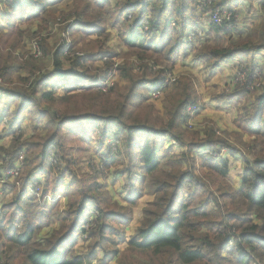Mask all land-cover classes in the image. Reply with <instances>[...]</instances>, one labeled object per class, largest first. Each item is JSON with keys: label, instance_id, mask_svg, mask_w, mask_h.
<instances>
[{"label": "trees", "instance_id": "16d2710c", "mask_svg": "<svg viewBox=\"0 0 264 264\" xmlns=\"http://www.w3.org/2000/svg\"><path fill=\"white\" fill-rule=\"evenodd\" d=\"M29 1L34 5L35 11L25 21H29L36 27L33 28L36 30H31L30 34H32L47 27V23L54 16V8L51 5L48 7L52 0ZM59 1L61 0H57V4ZM169 1L127 0L125 2L126 8L135 9L134 24L136 26L142 21L143 16H146L149 7L151 8V17H146L149 27L142 32V35L143 33L151 35L152 31L156 29L157 33L162 36L161 40L152 38L145 46L159 54L165 52L163 54L165 61H169L171 56L181 54L184 51V44L193 45L192 40H188L190 34L188 31L190 32L191 29L194 33L193 39L198 42L200 33L192 26L198 27L195 18L196 10L200 9L204 12L202 4H198V2L193 4V0H179L173 10L175 16L182 21L181 27L177 29L178 27L173 26L171 30L169 28L166 32H160L158 28L162 20L159 19V16L163 14H165L164 17L167 16L170 10L167 8ZM240 2V0H215L209 6V10L230 8ZM261 6L264 8V2L261 3ZM81 13L82 11L77 10L75 19L80 26L82 25ZM24 16L25 13L22 11L21 17ZM12 18L10 17L5 22L6 31L2 36L0 35V52L1 48L8 47V44L13 48L21 46V43L24 44L26 39L24 28H16V22L11 20ZM187 20H189L188 23ZM226 25L218 26L212 21L209 22L212 33L225 38V41L229 40L225 37L226 34L232 35V38L226 45L202 44L196 58L205 60L209 68L214 71L224 61L234 56H245L243 62L250 79L254 69L258 68L255 57L259 51H264V23L261 35H256L258 27L246 37L242 36L249 31L247 28H241L233 22L230 27ZM24 33L25 35H23ZM172 33L177 35L173 45L168 43ZM255 36H257L256 40ZM235 37L236 39H233ZM41 46H44L46 53L51 56L50 61L53 62L54 72L56 71L59 76H64L67 72H63L61 67L68 60L64 55V48L57 47L52 50L47 41L46 43L43 41ZM19 61L21 59L17 55L2 62L0 53V78L7 84V86L0 87V93L5 94L8 101L0 116L7 115L5 110L7 107L11 108L12 105L9 104L13 103L16 106L12 119H9V129H18L23 114L30 112L32 113V125L38 126V128L43 125L42 130H46L51 125L54 127L55 131L51 130L43 142L39 156L41 159L44 160L47 156V144L53 143L56 148H61L60 126L67 123L83 124L84 120L91 117L106 123L102 127L103 137L107 134L111 135L108 123L112 126L117 125L115 128L117 132L113 133L115 135L127 131L128 157L126 159L129 161L130 168L134 166L140 168L144 175V181L150 173L161 166L162 174L155 181H151L155 186L154 198L143 207L141 223L132 235L126 239L125 234L118 227L119 224L132 221L131 208L128 211L119 212L114 210V207H98L97 229L95 231H87L82 227L78 229H82L80 234L83 231L86 232L84 239L88 240L87 252L82 254L71 252L70 246L64 249L65 239H69L70 236L74 238L78 225L87 219L88 214L85 211L87 204L89 202L100 204L104 198H94L87 193L75 207L73 205L76 202L70 203L69 201L66 209L52 214V218L56 224L58 223L59 228L40 238L37 234L44 229L42 227L47 222L38 226L36 223L34 224V198L27 197L26 193L22 192L15 203L5 206V209L14 206L9 221L17 212H24L22 215L24 220L20 232L12 230V228L6 230L3 224H0V229H2L0 231L6 230L5 235H1V239L6 238L4 240L9 244L8 251L0 250V264H19L15 262L17 257H22L25 260L24 264H108L112 261L117 264H264V149L256 150L258 153L251 159H248L247 155L239 158L244 164L243 172L240 175V184L237 187L231 185L227 181V176L231 164L230 156L236 157L234 154L236 151L226 152L229 156H225L226 153H223L206 158L201 151L209 149L220 152L224 146L228 147L227 141L217 137L213 127L189 129L186 126L188 118V114L184 112L186 107L194 102L200 105L192 88L186 86L184 98L179 100L173 109H167L162 114L156 111L157 118L161 120V123H164L163 125L160 124V121H152L150 114L135 125L129 124L128 120L131 106H135L134 103H137L135 100L136 91L141 86L152 83V79H146L144 76L133 77L130 73L120 74L126 85L123 95L117 100V90L112 88L104 91L101 86L104 84L103 82L85 87L89 82L94 83L99 79L102 81L103 76L85 77L83 75V78L78 81L82 84L68 87L65 85L62 94L55 98L56 88H50L47 84H45L48 86L47 88H42L43 81L48 76L43 72L39 73L31 61H28L30 66L28 69L26 68L28 73H38L32 80L31 87L24 88L25 86L22 84L28 80V77H22L19 74L16 77L20 80L21 86H14L13 74L19 68L24 69L23 66L26 63L22 60V63L15 67L13 64ZM71 64L78 65V59H74ZM259 68L263 76L262 86L258 90L259 94L255 102L252 103L250 111L246 109L247 107H243L242 110L245 113L238 116L237 125L248 134L264 142V64H259ZM79 88L82 89L80 92L77 91ZM151 90L152 88H150V92ZM237 92L245 94L248 91L241 88L233 93ZM113 93L116 96L113 97ZM231 97L229 94L226 95V99L229 101ZM30 108L35 110H29ZM79 126L83 127L84 132L86 131V126ZM136 128H141L148 133L144 143L139 146H135L137 143L133 144L136 138L133 133ZM168 133L181 145L187 144L185 146L186 154L182 152V154L174 156L173 148H163L161 154L157 153L159 149L156 150V146L159 142L162 143L164 136ZM200 135H202L201 138H199ZM22 144L25 142L19 141L14 148L18 149ZM14 148L8 154H11ZM187 153L188 157H186ZM191 153L195 157L190 156ZM34 159L36 156L28 155L24 160L29 171L27 169L20 178L23 186H28L31 177L44 166L42 163L37 166L33 165ZM65 161L67 162L66 159ZM197 161L200 165L196 163ZM186 162H189V169L186 166L183 167ZM196 168L201 170L204 180L202 183L193 175ZM127 171L131 174L130 169ZM99 185L94 184L93 189L102 188ZM85 189L89 190V187ZM138 191L140 189H130L129 194H135ZM201 195L207 196L201 197ZM17 201L22 204L29 203L32 209L30 211L34 213L29 219H26V215L30 211L24 210L23 206L17 204ZM127 201L133 205L136 199L128 198ZM40 214L43 217L46 216L45 212ZM0 220H3L2 214ZM121 242H124L125 245L119 248ZM14 250L16 255L13 254Z\"/></svg>", "mask_w": 264, "mask_h": 264}, {"label": "rangeland", "instance_id": "374dc122", "mask_svg": "<svg viewBox=\"0 0 264 264\" xmlns=\"http://www.w3.org/2000/svg\"><path fill=\"white\" fill-rule=\"evenodd\" d=\"M25 1L0 0V35L2 36L6 31L5 22L10 17H13L11 20L16 22V28L22 27L24 32H26V35L25 33L23 34L26 36L24 44L21 43V46H16L15 48L8 44L9 46L1 48L2 51L0 52L2 54V62L17 55L20 56L21 61L14 63L15 67H18L22 60L26 62L23 66L24 69L19 68L13 74L14 86H21L20 80L16 77L19 74L22 77H28V80L22 84L25 86L24 88L29 89L31 87L32 80L38 73H28L27 69L30 66L28 61H31L33 67H36L39 73L43 72L48 76L44 79L42 88H47L48 86L56 88L55 98L62 94L65 85L68 87L82 84L78 81L83 78V75L85 77H99L100 75L103 76L102 81L99 79L94 83L89 82L85 87L103 82L104 84L101 86L104 91L112 88L117 90L118 100L123 95L124 86L126 85L120 74L130 73L133 77L144 76L146 79H152L153 82L137 89L135 96L137 103H134L135 106L130 108L128 122L136 125L150 114L152 121H160V124L163 125L164 123H161V120L157 118L156 111L162 114L167 109H173L178 101L184 98L185 89L188 85V87L192 88L197 102L200 103L198 105V103L194 102L193 105L196 106L194 110L188 106L184 111L188 114L187 123L189 126H186L189 129L193 127H213L215 135L227 141L228 147L224 146L220 153L236 151L234 154L237 159L244 155L251 159L259 150L264 149V142L248 134L237 125L238 116L245 113L242 110L243 107H247L248 111L251 110L250 107L255 102L259 94L258 90L263 82V76L260 72L258 77L252 78L250 88L245 87L243 83H231L233 75H239V70L243 67L245 68L243 62L245 56H234L230 59L231 65L227 66L229 68L225 75L227 77V82L225 83L221 81V76L218 73H216L218 76L216 78L205 60L196 58L201 45H198L196 39H193L192 29L190 32L188 31L190 33L188 40L192 39L193 48L190 45H186L188 46L186 54L184 53L185 51H182L179 54L180 56H171L169 61H165L163 59L165 52L159 54L146 48L145 45L152 38L158 39V41L162 38L156 29L152 31L151 35H145L144 33L142 35V32L149 27V24L146 23V17H151L152 15L150 7L146 12V16L144 15L142 21L136 26L134 24L135 9L126 8L125 2L127 0H62L59 5H55L56 7L53 4L51 5L54 8V16L47 23V27L43 28L42 31L38 30L30 34L31 30H36L33 29L36 27L30 24L29 21H25V19L29 18L35 10L34 5L29 0ZM199 1L202 0H193L192 3L198 2L199 4ZM240 1V3L230 8L223 7V21H230L228 27L233 22L237 26H241V28H247L249 31L245 32L242 37H246L258 27L256 35H261L264 23V8L261 3L264 0ZM178 2L179 0H170L167 5V8H170L167 16L164 17L165 14L159 16V19L162 20L158 28L160 32H166L169 28L171 30L173 26L178 27L177 29L181 27L182 21L175 16L173 10ZM213 2L215 0L202 1L203 6H205L203 7L204 12L200 9L195 12L196 25L198 26L200 22L203 26V28L192 26L198 33H201L202 30L205 31V28L208 29L207 22L212 21L209 6ZM77 10L82 11L80 14L81 26L75 21ZM22 11L25 13L23 18L21 17ZM168 20L170 21L168 22ZM188 22L189 20H187ZM235 35L237 36V33ZM218 36L215 33L214 36L209 35L211 41L207 42L213 45L215 37V44L226 45L232 38V35L226 34L225 37L229 38V40L225 41V38ZM36 37L40 39L39 46L42 51L41 54L39 50L40 55L38 58L33 56L34 46H32ZM176 38L177 35L172 33L168 43L173 45ZM233 39H236V37ZM256 39L257 36H255ZM43 41L45 43L47 41L49 48L52 50L57 47L64 48V55L68 58L61 67L63 72H67L64 76H59L56 71L54 72L53 62L50 61L51 56L46 53V48L41 46ZM174 51L176 52V49ZM74 59H78V65L71 64ZM255 60L258 64V69H260L259 64H264V51H259ZM108 73L112 77L107 75ZM222 74L223 72H221ZM160 80L162 83H160ZM257 84L259 85L257 86ZM1 86H7L3 79L0 82ZM150 88H152L151 92ZM241 88H245L248 92L245 94L233 93ZM81 90L79 88L77 91L80 92ZM153 92H156L157 95L154 96ZM228 94L232 96L230 101L226 99ZM112 96L114 97L116 94L113 93ZM7 102L6 95L0 93V113ZM9 105H12V107H7L5 110L7 115L0 116L2 124L5 125L0 128V215L2 214L3 216L0 224H3L6 230L7 228H12V230L17 232L22 230L24 220L22 215H24V212H17L9 221L14 206L6 207V209L5 206L15 203L17 198H19V194L25 192L27 197L34 198V224L36 223V226H38L43 222H47L42 227L44 229L37 234L41 238V236L49 235L53 230L59 228L58 223L54 222L52 214L66 209L69 201L70 203L76 202L73 206H77L81 198H85V194L89 193V196L104 198V201L100 204L92 202L87 204V209H85L88 214L87 219L78 225L74 238L70 236L69 239H65L64 249L70 246V251L73 253L82 254L87 252L88 240L84 241L86 232L83 231L80 234L78 229L89 219V213L93 214L92 218H94L96 213L99 212L98 207H114V210L119 212H125L131 208L132 221L118 225L125 237L131 236L133 230L141 223L143 207L154 198L155 186L151 181H155L161 176L162 166L150 173L144 181V175L140 168L137 166L130 168L129 161L126 159L128 157L127 131L115 135L113 133L117 132L115 130L117 125L112 126V124L108 123L112 136L107 134V136L103 137L102 127L106 123L91 117L88 120H84L83 124L67 123L60 126L62 146L58 149L53 143L47 144V156L43 160L39 157L43 142L51 130L55 131L54 127L51 125L46 130H42L44 128L43 125L41 128L32 125V113L30 112L23 114L19 128L16 130L12 129L11 132L9 130V119L11 120L13 117L16 104L10 103ZM29 110L35 109L30 108ZM79 125L86 126V131L84 132L83 127ZM147 134V131L136 128L133 133L136 137L133 144L137 143L135 146L143 144ZM201 137L202 135L199 138ZM172 140L174 139L171 135L169 133L166 134L162 143L159 142L160 144L158 143L156 146V150L159 149L157 153L161 154L163 148H173L174 156H178L182 152L186 154L185 146L187 144L181 145L175 140L172 142ZM19 141H24L25 144L20 145V149L14 148ZM13 148L14 151L8 154ZM202 154L208 155V149H205ZM28 155L36 156V159L33 160V165L37 166V164L42 163L44 166L31 177V182L28 183V186H23L20 178L28 169L24 162ZM190 156L195 157L193 153ZM225 156H229V154L226 153ZM186 157H188V153ZM230 160L234 162L236 157L230 156ZM196 163L199 164V161ZM236 163L237 166H240V170L232 169L234 171L230 170L227 176V181L234 187L238 186L236 183L240 182V175L244 167L242 162L236 161ZM12 166L18 168L14 175L12 177H1V174H6L7 168ZM185 166L189 169V162L183 164V167ZM128 169H130L131 174L128 173ZM193 175L200 180V183L204 182L201 170H198V168L194 170ZM237 175H239L238 178ZM94 184H100L99 186L102 188L93 189ZM86 187H89V190H86ZM130 189H140V191L130 195ZM205 196L207 195H201V197ZM128 198H135V204L130 205L127 201ZM17 204L23 206L24 210H32L29 203L22 204L17 201ZM33 212L30 211L26 215V219H29L34 214ZM41 212H45L46 216L43 217L40 214ZM97 217L98 215H96L95 220L99 221ZM53 222L55 225L52 224ZM97 226L98 224H92V227H88L86 230L95 231ZM6 230L0 231V250L6 249L8 251L9 244L4 240L6 238L1 239V235H5ZM37 236L35 235V238ZM75 242L77 243L74 246ZM120 245L119 248L123 247V242ZM13 254L16 255L15 250ZM15 262L24 264L25 260L22 257H17ZM113 262V264H117L115 261Z\"/></svg>", "mask_w": 264, "mask_h": 264}, {"label": "built area", "instance_id": "2783aa9c", "mask_svg": "<svg viewBox=\"0 0 264 264\" xmlns=\"http://www.w3.org/2000/svg\"><path fill=\"white\" fill-rule=\"evenodd\" d=\"M202 1H204V0H202ZM202 1H199V3L202 4ZM202 6H203V4H202ZM203 7H205V6H203ZM222 9L223 8H216L214 10H211V14L212 15L210 17L212 19V22L215 23V24H217L218 26H222L223 24H227L226 26H228V23L230 21H223V18H222V12H223V10ZM146 23L149 24L148 20H147ZM193 36H194V33H192V37ZM189 39H191V38L189 37ZM39 41H40V39L36 37L35 41L32 44V46H34L33 56L35 58H38L39 57L40 51H41V48L39 46ZM41 54H42V51H41ZM257 69L258 68H255L254 69V71L252 72L251 78L249 79L248 76H247V69L244 68V67L241 68V70H239V75H233V77L231 79V83L232 84H237V83H241L242 84L243 83V85H245V87L250 88L251 87V83H252L251 82L252 78H256V77H258L260 75V70L259 69L257 70ZM107 75H110V73H108ZM110 76L112 77V75H110ZM1 81H2V79L0 78V82ZM160 83H162L161 80H160ZM97 84H99V83H96L94 85H97ZM258 85L259 84H257V86ZM153 95L156 96L157 95L156 92H153ZM188 106H190L192 110H194L196 108V106L193 105V104H190ZM186 125L189 126L188 123H187V120H186ZM172 142H174V140H172ZM204 151L205 150H203L202 153H204ZM227 151H228V149H227ZM221 154H223V153H220V152H217V151H212V150H209L208 149V155H205V154H203V155L207 158L208 156H218V155H221ZM10 168H12V169L11 170H8ZM17 170H18V168L15 167V166L9 167V168H7L6 174H1V177H3V176H10V177H12ZM96 215H98V213H96ZM96 215L94 216V218H92L93 217V214H91L90 218L86 222H84V224L81 225L80 227H82L83 229H86L88 227L89 228L92 227V224L93 225H95V224L97 225L98 224V221L95 220ZM80 230H82V229L80 228Z\"/></svg>", "mask_w": 264, "mask_h": 264}, {"label": "crops", "instance_id": "0c3cea01", "mask_svg": "<svg viewBox=\"0 0 264 264\" xmlns=\"http://www.w3.org/2000/svg\"><path fill=\"white\" fill-rule=\"evenodd\" d=\"M57 0H54V1H52L51 2V4H49V5H52L53 4V6L54 7H56L55 5H59V4H57L58 2H56ZM62 1V0H61ZM61 1H59V3L61 2ZM56 2V3H55ZM55 3V4H54ZM207 25H208V29H206L205 28V31L204 30H202L201 31V33H200V39L198 40V45H202V44H204V43H209V42H207V41H211V38L209 37V35H213L214 36V33H212V31H211V28H210V26H209V23L207 22ZM198 26L201 28H203V26L201 25V23L199 22V24H198ZM204 33V35L202 36V34ZM214 43H215V37H214V41H213ZM186 45H190V44H184V53L186 54L187 53V47L188 46H186ZM190 47L191 48H193V46L192 45H190ZM179 54H177L176 56H178ZM176 56H174V57H176ZM180 56V55H179ZM196 59V58H195ZM231 59V58H230ZM230 59H228V60H226V61H224L223 63H222V65L218 68V69H216V70H214V71H212L214 74H215V76H216V78L218 77L217 75H216V73H218L220 76H221V81L222 82H227V77L225 76L226 75V72H227V70H228V68H227V66L228 65H231V61H230ZM197 61H201V60H197ZM222 67V68H221ZM225 70V71H224ZM221 72H223V74L221 75ZM222 76H224L223 78H222ZM5 125L4 124H2V122L0 121V128H3ZM11 132H12V129H9ZM236 161H240L241 162V160L238 158L237 159V156H236V160H234V162H233V164H232V162H231V164H230V169H229V171L231 170V171H234V170H240V166H237V163H236ZM232 169H234V170H232ZM238 176L239 175H237V178H238ZM237 185H239L240 184V182H237L236 183ZM141 215H142V213H141ZM89 218H90V216H89ZM54 222H56L55 220H54ZM52 223L53 225H55V223ZM133 232H134V230H133ZM132 232V233H133ZM82 238V237H81ZM127 238H129V236H126V239ZM84 241H86L85 239H84ZM77 243V242H76ZM123 245H125L124 244V242H123ZM113 262V261H112ZM112 262H110L109 264H113ZM92 264H97V263H92Z\"/></svg>", "mask_w": 264, "mask_h": 264}]
</instances>
